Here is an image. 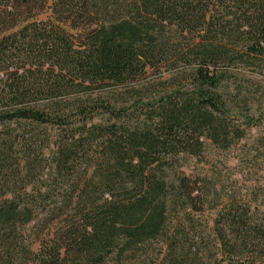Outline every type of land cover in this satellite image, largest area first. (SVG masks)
<instances>
[{
	"label": "trees",
	"instance_id": "16d2710c",
	"mask_svg": "<svg viewBox=\"0 0 264 264\" xmlns=\"http://www.w3.org/2000/svg\"><path fill=\"white\" fill-rule=\"evenodd\" d=\"M233 65L264 0H0V264H264V191L182 169L264 124Z\"/></svg>",
	"mask_w": 264,
	"mask_h": 264
},
{
	"label": "rangeland",
	"instance_id": "374dc122",
	"mask_svg": "<svg viewBox=\"0 0 264 264\" xmlns=\"http://www.w3.org/2000/svg\"><path fill=\"white\" fill-rule=\"evenodd\" d=\"M234 82L250 93L254 99L255 91L264 87V71L253 66L233 65ZM232 77V78H233ZM261 139L258 140L257 139ZM264 124L251 129L246 138L233 147L228 153L214 152L209 165H195L189 158L184 161L183 170L189 174L192 171L213 175L218 187L237 193L252 190L264 191ZM196 169V170H195Z\"/></svg>",
	"mask_w": 264,
	"mask_h": 264
}]
</instances>
